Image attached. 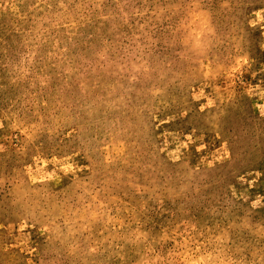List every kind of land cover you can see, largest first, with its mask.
Masks as SVG:
<instances>
[{
	"label": "rangeland",
	"instance_id": "rangeland-1",
	"mask_svg": "<svg viewBox=\"0 0 264 264\" xmlns=\"http://www.w3.org/2000/svg\"><path fill=\"white\" fill-rule=\"evenodd\" d=\"M0 264H264V0H0Z\"/></svg>",
	"mask_w": 264,
	"mask_h": 264
}]
</instances>
